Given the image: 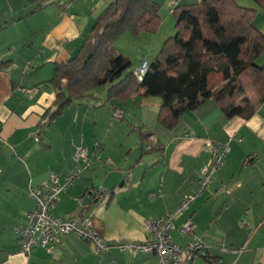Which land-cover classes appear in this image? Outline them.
I'll return each instance as SVG.
<instances>
[{
  "label": "crops",
  "instance_id": "obj_1",
  "mask_svg": "<svg viewBox=\"0 0 264 264\" xmlns=\"http://www.w3.org/2000/svg\"><path fill=\"white\" fill-rule=\"evenodd\" d=\"M155 1L171 12L201 0ZM59 2L0 0V264H158L152 252H100L75 234L61 236L49 250L34 247L24 253L18 230L29 225L27 214L36 205L30 193L46 188L53 173L63 179L79 168V178L60 193L53 215L91 217L111 245L143 242L149 238L145 222L175 212L200 191V169L214 166L208 141L230 142V151L213 183L177 215L170 235L180 247L195 238L205 242L207 250L193 264H264V103L247 120L228 119L210 99L167 130L145 114L132 123L126 106L118 103L97 111L91 106L96 91V100L85 109L74 104L51 117L57 108V91L50 83L54 65L80 55L109 6L104 0H74L66 10ZM142 94L133 98L137 107L144 113L148 106L159 111L161 100L152 104ZM98 99L97 108L108 97ZM123 125L138 133V142L118 149L115 140L124 134ZM139 129L153 134L160 151L142 152ZM100 143L103 150L97 153ZM78 149L88 152L89 162L76 160ZM92 187L107 195L79 206ZM186 221L193 222V235L181 234Z\"/></svg>",
  "mask_w": 264,
  "mask_h": 264
},
{
  "label": "trees",
  "instance_id": "obj_2",
  "mask_svg": "<svg viewBox=\"0 0 264 264\" xmlns=\"http://www.w3.org/2000/svg\"><path fill=\"white\" fill-rule=\"evenodd\" d=\"M253 1L264 12V0ZM159 12L155 0L112 1L80 55L54 65L50 83L57 91V108L51 117L67 106L96 100V89L103 85H108V99L100 106L126 103L142 90V96L158 97V124L167 130L176 128L186 111L210 99L228 119L252 117L264 103V64H257L264 54V33L254 23L257 11L236 0L176 6L171 11L176 34L166 40L140 81L115 44L125 32L155 33ZM138 132L143 153L160 151L150 131Z\"/></svg>",
  "mask_w": 264,
  "mask_h": 264
},
{
  "label": "built area",
  "instance_id": "obj_3",
  "mask_svg": "<svg viewBox=\"0 0 264 264\" xmlns=\"http://www.w3.org/2000/svg\"><path fill=\"white\" fill-rule=\"evenodd\" d=\"M74 0H60V5L66 10L69 9ZM149 64L143 62L142 65L135 68L134 76L140 81L147 73ZM207 147L212 149V159L214 166H202L200 169V191L189 195L188 198L173 213L166 214L160 220H149L146 223V230L149 238L143 242H119L115 245L108 244L101 236L100 231L95 226L93 219L86 215L73 220L68 217H56L52 213V208L56 205L60 193L72 185L79 178L81 170L79 168L70 174L62 176L53 173L50 182L46 188L32 190L30 197L35 201V208L27 214L29 225L19 228L18 234L21 237L22 251L30 253L34 247H42L49 250L60 241V237L67 234H75L84 241L94 244L100 252L109 251L116 248L121 252H152L157 256L158 264H193L195 257L207 250L205 242L195 238L186 247L177 246L172 239L171 232L174 230L173 221L182 211L188 210L190 205L196 202L198 196H201L210 183L214 181V173L217 167L223 165L224 156L230 151V142L225 144L208 141ZM97 152L100 150L99 144L96 146ZM78 162H89L88 152L78 149L76 153ZM107 192L102 189L90 188L80 200L79 206L85 203L86 199L92 198L94 201H101L105 198ZM181 234L193 235L195 226L193 222L186 221L182 226Z\"/></svg>",
  "mask_w": 264,
  "mask_h": 264
},
{
  "label": "rangeland",
  "instance_id": "obj_4",
  "mask_svg": "<svg viewBox=\"0 0 264 264\" xmlns=\"http://www.w3.org/2000/svg\"><path fill=\"white\" fill-rule=\"evenodd\" d=\"M111 1H114V0H104L106 5L112 3ZM158 1H161V0H158ZM236 1L241 6L253 8L257 11L254 23H256V26L262 31V33H264V12L261 9H258L259 7L257 6L256 3H254L253 0H236ZM93 9H94V6H92L90 8L89 12H91ZM169 11H170V9L167 8L166 5L161 4V12H159L161 14V22H160L159 27L155 33L150 32V33H145V34L144 33L133 34L130 32H125L120 38H118V40L116 41L115 47L120 53H122L124 56L128 57L130 59V61H132L131 68H135L134 62L137 64L140 63L139 64V66H140V65H142V62H144L145 60H146L145 62H147V63H151L152 61H154L156 59V57L158 56V54L160 53V51H161L160 49L163 48L166 40L169 39L170 36H174L176 34L175 17ZM95 15H97V13ZM257 64L263 65L264 64V57H261V59L257 61ZM107 88H108V85H103V86H100L99 88H97L98 89V90H96L97 91V97L100 99L107 98L108 97V91H107L108 89ZM98 98L95 102V107H94V105L90 104L91 99L89 100V103L87 105H91L92 108H96L97 111H101V110L104 111L105 110L104 107H106L109 110L110 109L109 105H105L102 107L99 106V108H97L98 103H99L98 101H100V103H101V100H99ZM140 98L141 99H138V100L143 99L142 97H140ZM147 100L152 102V104H155V102L160 100V99L158 97H149V98H147ZM114 103H116V101ZM121 106L123 108L126 106V109L124 108L125 113H127L128 118L130 119V121L132 123L137 119V117L140 118V116H143L144 114L147 116V119H150L149 121H151V122L154 121V123L158 118L159 112H158V110L156 112H154L155 111L154 106H148V108H146V110H147L146 113H144L143 107H137V103L133 100V98L131 100H128L127 103H121ZM77 107H84V109L86 108L85 104H84V106L83 105H77ZM148 111H153L154 117L151 114L149 117ZM155 113H157L156 118H155ZM135 115H137V116H135ZM157 123H158V121H157ZM158 125L159 124H157V126ZM157 126H155V128H158ZM116 128H114L113 130H115ZM119 130H122V131L124 130V134L122 135L121 139L119 138V140L118 139L115 140V146L117 145L118 149H121V144L132 143L135 145L138 142V137H137L138 133L136 131H131V129L128 128L127 125L121 126L119 128ZM161 130H165V129L162 128ZM121 141H123V142H121ZM100 144H99L100 150L97 153H99L101 150H103V145L102 144L100 145Z\"/></svg>",
  "mask_w": 264,
  "mask_h": 264
}]
</instances>
